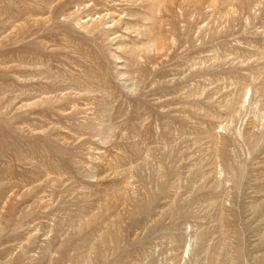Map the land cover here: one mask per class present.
I'll return each instance as SVG.
<instances>
[{
	"label": "rangeland",
	"instance_id": "obj_1",
	"mask_svg": "<svg viewBox=\"0 0 264 264\" xmlns=\"http://www.w3.org/2000/svg\"><path fill=\"white\" fill-rule=\"evenodd\" d=\"M0 264H264V0H0Z\"/></svg>",
	"mask_w": 264,
	"mask_h": 264
}]
</instances>
